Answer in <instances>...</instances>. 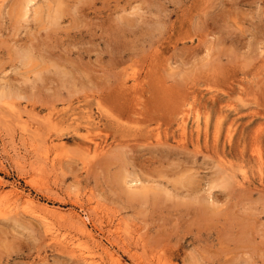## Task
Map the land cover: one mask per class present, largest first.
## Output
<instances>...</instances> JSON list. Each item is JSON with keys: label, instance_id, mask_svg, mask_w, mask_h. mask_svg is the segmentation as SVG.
Returning a JSON list of instances; mask_svg holds the SVG:
<instances>
[{"label": "rangeland", "instance_id": "obj_1", "mask_svg": "<svg viewBox=\"0 0 264 264\" xmlns=\"http://www.w3.org/2000/svg\"><path fill=\"white\" fill-rule=\"evenodd\" d=\"M0 213V264H264V0H0Z\"/></svg>", "mask_w": 264, "mask_h": 264}, {"label": "bare ground", "instance_id": "obj_2", "mask_svg": "<svg viewBox=\"0 0 264 264\" xmlns=\"http://www.w3.org/2000/svg\"><path fill=\"white\" fill-rule=\"evenodd\" d=\"M181 124V123H180ZM197 124V123H196ZM182 126V125H181ZM185 126V125H184ZM183 127V126H182ZM196 127V126H195ZM194 127V128H195ZM181 129V128H180ZM196 129V128H195ZM199 129V128H198ZM216 129H219V128H216ZM185 130V129H184ZM186 131V130H185ZM220 131V130H219ZM183 132V131H182ZM196 133V132H195ZM219 133V132H218ZM217 133V134H218ZM228 133H229V131H228ZM231 133V132H230ZM207 134V133H206ZM198 135H199V133H198ZM232 135V134H231ZM196 136V135H195ZM206 135L204 134V137H205ZM225 136H227V135H225ZM231 137V136H230ZM198 138V137H197ZM229 138V137H228ZM157 139V138H156ZM217 141V140H216ZM215 146H216V142H215ZM245 177V176H244ZM243 177V178H244ZM15 191V190H14ZM10 192V191H9ZM26 201L30 204V205H35V203L31 200V199H26ZM26 201H25V203H26ZM28 204V205H29ZM34 207V206H33ZM33 209V208H32ZM31 209V210H32ZM37 209V208H36ZM50 209V208H49ZM48 209V210H49ZM51 210V209H50ZM49 210V211H50ZM4 211V210H3ZM5 212V211H4ZM31 212H35V211H31ZM53 212V211H52ZM56 212V211H55ZM0 214H3V213H0ZM36 214V213H35ZM37 215V214H36ZM4 216H6V215H4ZM72 218L74 219L73 221H74V223H75V225H76V227L78 228V230L80 231V232H82L83 234H85V235H87L89 238H91V239H94L93 238V236H92V234H90V232L87 230V228H86V225H85V222L83 221V219H81L80 218V216L79 215H77L76 213H73L72 214ZM43 220V219H42ZM45 226H47V230L49 231V224L47 223V222H45ZM92 241H95V240H92ZM64 245H65V247H67V248H70L71 249V251H73V252H76L72 247V245L71 244H69L68 242H64ZM102 249H104V248H102ZM106 250V249H105ZM104 251V250H103ZM105 252V251H104ZM109 252V251H108ZM106 253V252H105ZM72 255H73V253H72ZM108 255V254H107ZM75 256H76V254H75ZM77 256H80V259H84L85 261H87V262H89L90 264H100L99 262H97L93 257H92V254L90 253V252H88V251H86V252H79L78 254H77ZM109 256H111V254L109 253ZM112 257H113V259H114V256L112 255ZM112 259V258H111ZM115 260V259H114ZM84 261V262H85Z\"/></svg>", "mask_w": 264, "mask_h": 264}]
</instances>
